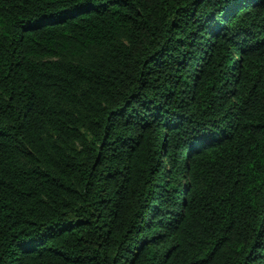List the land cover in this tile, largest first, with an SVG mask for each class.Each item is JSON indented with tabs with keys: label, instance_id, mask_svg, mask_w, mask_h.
<instances>
[{
	"label": "trees",
	"instance_id": "obj_1",
	"mask_svg": "<svg viewBox=\"0 0 264 264\" xmlns=\"http://www.w3.org/2000/svg\"><path fill=\"white\" fill-rule=\"evenodd\" d=\"M0 264H264V0H0Z\"/></svg>",
	"mask_w": 264,
	"mask_h": 264
}]
</instances>
